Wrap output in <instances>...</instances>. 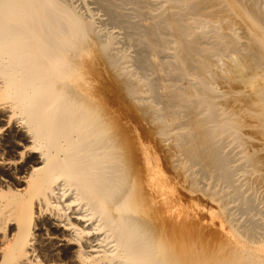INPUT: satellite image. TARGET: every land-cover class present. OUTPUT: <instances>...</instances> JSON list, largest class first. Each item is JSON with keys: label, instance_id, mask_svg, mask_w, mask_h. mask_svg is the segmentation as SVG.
<instances>
[{"label": "bare ground", "instance_id": "1", "mask_svg": "<svg viewBox=\"0 0 264 264\" xmlns=\"http://www.w3.org/2000/svg\"><path fill=\"white\" fill-rule=\"evenodd\" d=\"M91 1L134 55L88 8L0 0V264H264L224 150L264 184V0ZM192 192L232 240L190 217Z\"/></svg>", "mask_w": 264, "mask_h": 264}, {"label": "rangeland", "instance_id": "2", "mask_svg": "<svg viewBox=\"0 0 264 264\" xmlns=\"http://www.w3.org/2000/svg\"><path fill=\"white\" fill-rule=\"evenodd\" d=\"M68 1H70L74 6H76L77 8V10L79 11V10H81L83 13V15L84 14H87V13H85V11H87L86 9L88 8L89 9V11H90V13H92V15H93V13H94V22H95V20H96V22L94 23L95 24V26H96V29L99 31V30H101V31H99V34L100 35H103L105 32H103V31H105V30H107V31H109L108 29H110V31H112L113 32V34L115 33L116 35H120V36H117V40L118 39H121L120 41H117V42H119V45H117V43H116V45L119 47H117L116 45V47H117V49H119V50H123L126 54H128V55H130V56H132V55H134V41L132 42V40H129V39H125V37L127 38V35H126V32H127V30L126 29H123V28H121L122 27V25H121V27L119 26V24L118 23H116V24H114L113 22L111 23V21L109 22V18H108V16L105 14V11L103 10V9H101V7H99L97 4H95V3H92V1L91 0H68ZM91 1V2H90ZM125 6V5H124ZM124 6H122V7H119L118 8V10L121 12L122 11V14H124V11L126 12L125 14L126 15H128L129 13H133V12H131L132 10H130L131 8L128 6V5H126L125 7ZM80 7V8H79ZM130 8V9H127V8ZM86 8V9H85ZM100 8V9H99ZM120 8H122V9H120ZM81 11H79V12H81ZM104 11V12H103ZM128 11V12H127ZM128 13V14H127ZM105 15V16H104ZM129 15H131L130 16V18L132 17V20L133 19H135L136 20V17H135V15H134V13L133 14H129ZM86 16V15H85ZM107 16V17H106ZM134 16V17H133ZM129 17V16H128ZM97 18V19H96ZM106 18L107 19H109V20H106ZM129 18V19H130ZM98 20H100V21H98ZM131 20V19H130ZM98 21V22H97ZM107 22V23H106ZM103 24V25H102ZM99 25H100V27H99ZM111 25V26H110ZM112 25H114V26H112ZM98 26V27H97ZM108 27V28H107ZM99 28V29H98ZM101 28V29H100ZM107 28V29H106ZM120 28V29H119ZM104 29V30H103ZM118 30V31H117ZM122 31H123V34H122ZM121 32V33H120ZM101 33H103V34H101ZM124 34H125V36H124ZM122 35H123V37H122ZM118 37H120V38H118ZM123 40V41H122ZM125 40V41H124ZM127 41H130V42H127ZM121 42V43H120ZM122 42H124V43H122ZM126 42H127V44H126ZM124 46H123V45ZM133 46V47H132ZM121 48V49H120ZM132 53V54H131ZM131 65V63H128V69H129V67H130V69L132 70V69H134L135 71H138V72H141L140 71V69H138V68H136L135 66H132ZM160 68V67H159ZM147 71V74H149V70H146ZM216 85H214V87H215ZM230 146H232V147H230ZM233 148L234 147V145H232V144H230V145H228V146H226L225 148H224V150L225 151H227V150H233V151H236V154H234V152L232 151L231 153H233V155H234V158H233V155L231 154V157L233 158V159H235L236 160V163L234 164L233 163V159L231 160L232 162H230V164L231 165H234V167H235V165H237L236 167L237 168H239V169H237L236 167H235V170H234V167H233V178H237L238 180H240V181H242V183H243V178H244V175L243 174H245V176L247 177L248 176V174H246V172H244V168L246 167H244L243 165L244 164H242L243 163V161L241 160V158H240V156H241V154H239L240 152L238 151V147L236 146V147H234L233 149H228V148ZM236 148V149H235ZM239 152V153H238ZM240 155V156H239ZM238 158H237V157ZM238 159H240L241 160V163H238L239 162V160ZM235 160H234V162H235ZM238 161V162H237ZM233 163V164H232ZM239 164L241 165V166H239ZM241 167V168H240ZM247 168H249V169H251L250 167H247ZM248 169V170H249ZM237 170H238V172H237ZM240 170L242 171V172H240ZM235 171V172H234ZM249 171H252V169L251 170H249ZM238 173V174H237ZM243 175V176H242ZM252 175H253V177H252ZM200 177H201V175H199ZM198 176V177H199ZM250 176V177H249ZM247 178L249 179V181L251 182L252 180V178H253V180L254 179H256V180H258V178H254L256 175L255 174H251V175H249ZM241 177H243V178H241ZM245 177V178H246ZM252 177V178H251ZM205 178V179H204ZM247 178L246 179H244V183H243V185H242V183L240 182V183H237V181L235 180L234 182L236 183V184H241V185H238L239 186V191L242 193L241 195H244V197L246 196L247 197V195H248V193H249V195H250V197L249 198H251V200H252V203L253 204H257V205H254L255 206V211H254V209H253V211L254 212H257V210H256V208L259 210V204H260V211L262 210L263 212H264V210L262 209V207L264 208V193H263V191H264V184L262 185V183L261 182H258V181H260V180H258L257 182L254 180V182L252 181L251 183L250 182H248V180H247ZM201 179V178H200ZM207 179V180H206ZM209 179V180H208ZM246 180H247V182H246ZM205 183H204V182ZM212 183V181H211V179L210 178H208L207 176H205V177H203L202 179H201V181H199V184H200V186L202 185H210ZM215 183H217L218 184V186H219V184H220V188H222L224 185V183H222V182H219V181H217V182H215ZM245 183H247V184H245ZM259 183H261V184H259ZM198 184V185H199ZM249 184V185H248ZM254 184L256 185L255 187H257V188H259V190H257V188H255L254 187ZM259 184V185H258ZM245 185H247L246 187H245ZM222 186V187H221ZM252 186V187H251ZM225 187H227L226 185H225ZM244 187V188H243ZM253 187H254V189H253ZM263 188V189H262ZM229 190H230V188H228ZM253 189V190H252ZM243 190V191H242ZM254 190H256V191H254ZM252 191H254V192H252ZM231 193V192H230ZM244 193V194H243ZM253 193H254V195H253ZM263 193V194H262ZM232 194H235V193H231V196H229L230 198L232 197ZM247 194V195H246ZM252 194V195H251ZM190 195H192V196H190ZM252 196H254V199H253V197ZM187 197V201H186V206L189 208V207H191L190 209H187L188 211L190 210V212H189V214H190V217L191 216H193V215H195V216H198L197 215V213L199 214V217H196V218H198V219H200V221L201 222H203L202 224H203V226H204V228L206 229H214V228H216V230H217V232H218V234L221 236V235H224V234H226V235H224V236H222V238H225V239H227V240H232L233 239V236H235L236 235V233L233 231V229H232V227H231V224L228 222V220L227 219H225L226 217H225V214H223V212L220 210V209H218V207H217V205H216V203L214 202V201H211L210 199H208L207 197H205V196H203V195H201L199 192H192V193H188V196H186ZM204 197V198H203ZM233 197H234V200H235V198L236 199H238V200H233ZM232 197V199L230 200V202L229 201H227L228 202V205H231V209H232V212H233V216H234V219H236L235 221L237 222V219L238 218H240V217H242V218H240L239 220H238V225H241L239 222H241V221H244V223L242 224V225H246V224H249V222L248 221H250V220H252L253 218H257L255 221L256 222H258V224L260 225V227H261V225L263 226V224H264V218H263V216L264 215H261L260 213H256V214H254L253 212H252V210H249L250 211V213H249V211L247 210L246 212H245V210H243L242 209V207L241 208H238L239 206H240V202H239V198L240 197H238V196H233ZM259 197V198H258ZM229 198V199H230ZM228 199V200H229ZM258 201H257V200ZM233 200V202H231ZM257 201V203H255ZM258 202H260V203H258ZM237 203H239V206H237L238 204ZM263 205V206H262ZM234 206V207H233ZM257 206V207H256ZM238 209V210H242L241 212L240 211H238L236 208ZM195 208H197L196 209V211H192L193 209L195 210ZM217 209V210H216ZM198 210V211H197ZM191 211H192V214H191ZM244 211V212H243ZM221 212V213H220ZM251 212H252V214H251ZM195 213V214H194ZM211 213V214H210ZM214 213V214H213ZM249 213V214H248ZM243 214V215H242ZM248 214V215H247ZM251 214V216H249ZM258 214H259V216H261V217H259L258 216ZM224 215V216H223ZM235 215L238 217H235ZM253 215H254V217H253ZM248 216V217H247ZM201 217V218H200ZM260 218V219H259ZM263 218V219H262ZM203 219V220H202ZM223 219V220H222ZM227 220V221H226ZM262 220V221H261ZM253 221V220H252ZM227 222V223H226ZM247 222V223H246ZM207 223H208V225H207ZM210 223V224H209ZM218 223V224H217ZM221 224V226H220V224ZM242 223V222H241ZM262 223V224H261ZM206 225V226H205ZM230 225V226H229ZM225 227V228H224ZM221 228H222V230L223 231H221ZM225 230H224V229ZM206 229V230H207ZM227 229V230H226ZM215 230V231H216ZM260 230H261V228H260ZM227 232V233H226ZM222 233V234H221ZM224 233V234H223ZM231 236V237H230ZM230 238H232V239H230ZM262 251V252H261ZM261 251H257V253H258V255H260V256H264V250H261Z\"/></svg>", "mask_w": 264, "mask_h": 264}]
</instances>
